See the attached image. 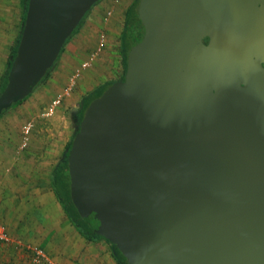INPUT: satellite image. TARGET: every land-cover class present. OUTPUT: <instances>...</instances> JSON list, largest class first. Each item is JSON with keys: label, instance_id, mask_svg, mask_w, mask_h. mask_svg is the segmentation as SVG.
<instances>
[{"label": "water", "instance_id": "obj_1", "mask_svg": "<svg viewBox=\"0 0 264 264\" xmlns=\"http://www.w3.org/2000/svg\"><path fill=\"white\" fill-rule=\"evenodd\" d=\"M99 0H29L0 115ZM125 78L88 107L70 196L129 264H264V0H140Z\"/></svg>", "mask_w": 264, "mask_h": 264}, {"label": "rangeland", "instance_id": "obj_2", "mask_svg": "<svg viewBox=\"0 0 264 264\" xmlns=\"http://www.w3.org/2000/svg\"><path fill=\"white\" fill-rule=\"evenodd\" d=\"M134 1L96 3L33 94L0 117V219L10 238L0 245V264H117L107 241L85 239L70 222L50 174L78 128L75 112L83 97L125 71L120 36ZM21 11L22 0H0V77L20 32ZM60 224L66 235H56ZM72 246L79 253L62 257ZM39 250L46 259L36 262Z\"/></svg>", "mask_w": 264, "mask_h": 264}, {"label": "trees", "instance_id": "obj_3", "mask_svg": "<svg viewBox=\"0 0 264 264\" xmlns=\"http://www.w3.org/2000/svg\"><path fill=\"white\" fill-rule=\"evenodd\" d=\"M139 2H140V0H135L134 2H132L129 5V7L126 11V15H125L124 27H123V30H122V33L120 36L121 51H122L123 59L125 62V71H124L120 80H123L125 78L128 54H129L130 49L134 45H136L139 41H141V39L143 38L144 33H145L144 24H143L141 18L139 17V14H138ZM28 6H29V0H22V11H21V15H20V19H21V21H20V25H21L20 26V32H19L17 40L15 41L13 46H11L10 55L8 56V58L6 60L4 71L0 77V94L3 92V90L6 88V86L8 84L9 73H10L11 68L13 66L14 60L17 56L18 48H19L20 41L22 38V33H23L25 23H26ZM88 13L85 15V17L83 18L81 23L78 25V27L75 29L73 34H75L79 30L82 22L87 17ZM73 34H72V36H73ZM68 41L69 40H67V42ZM64 48H65V46L63 47L61 53L63 52ZM61 53H60V55H61ZM60 55H59V57H60ZM59 57H58V59H59ZM50 70H51V68L49 69L47 74L44 76V78L41 80V82L45 79V77L48 75ZM113 82H115V81H110V82H106V83L101 84L98 88L94 89L92 92L85 95L83 97V99L81 100L80 106H78V109L75 112V116H76V119L78 122V128H77L76 132L72 135V138L70 139L69 143L67 144L66 149L63 152V155L60 157V159L58 160V162L56 163V165L53 167V169L51 171L50 185H51V190L53 191L56 199L58 200L59 204L63 207L65 212L67 213V215L70 219V222L76 227L79 234L82 235L85 239L92 241V242H98L100 240L107 241L111 245L112 256H113L114 260L116 261V263L117 264H129L126 256L121 252V250L115 244H113L111 241L107 240L104 236H102L99 233L98 226H99L100 222L97 219L96 215L92 214L89 217H82L80 215L75 204H73V202H72V199L70 196V186H69L70 180H69V174H68V153H69V150L71 148L73 137L79 130V124H80V121L84 115L86 107H88L90 105V103L95 98L101 96L104 93V91ZM28 98H26L25 100H27ZM25 100L19 101L18 103L14 104L6 112H8L12 108L16 107L17 105L21 104ZM4 114L2 113L0 115V117L3 116Z\"/></svg>", "mask_w": 264, "mask_h": 264}, {"label": "crops", "instance_id": "obj_4", "mask_svg": "<svg viewBox=\"0 0 264 264\" xmlns=\"http://www.w3.org/2000/svg\"><path fill=\"white\" fill-rule=\"evenodd\" d=\"M117 7V6H116ZM127 9H128V7H127ZM127 9H126V11H127ZM122 10V9H121ZM126 11H125V15H126ZM118 11H117V9H116V12L115 13H117ZM123 12V11H122ZM112 14V13H111ZM119 18V17H118ZM107 19H110V20H112L113 18H110V17H108ZM118 20V19H117ZM124 20H125V17H124ZM49 194V193H48ZM1 220V219H0ZM2 221V220H1ZM65 224H67V222L65 221ZM61 225V224H60ZM64 227V225H61V227H60V229L57 231V233H56V235H59V233H60V235H66V229L65 228H63ZM55 230V228L54 229H52L51 231H49L50 233L51 232H53ZM55 233V232H54ZM68 243H69V239L67 240V241H65V247H68ZM71 243V242H70ZM2 247V246H1ZM79 247L78 246H72V247H70V249L68 250V252H67V250H64L62 253H61V256L62 257H64V258H66V259H68L67 257H66V255L68 254V256H71V255H76V254H78L79 253ZM111 256V255H110ZM74 260L73 261H75V258L74 257H72ZM110 260V259H109ZM110 262V261H109ZM73 263V262H72ZM69 264H71V263H69Z\"/></svg>", "mask_w": 264, "mask_h": 264}, {"label": "built area", "instance_id": "obj_5", "mask_svg": "<svg viewBox=\"0 0 264 264\" xmlns=\"http://www.w3.org/2000/svg\"><path fill=\"white\" fill-rule=\"evenodd\" d=\"M74 82H72V86ZM68 90H71V87L68 88ZM10 241L8 229L6 227V224L0 220V245L1 244H7ZM36 262H40V260L46 259L45 253L43 251L39 250L36 252Z\"/></svg>", "mask_w": 264, "mask_h": 264}, {"label": "flooded vegetation", "instance_id": "obj_6", "mask_svg": "<svg viewBox=\"0 0 264 264\" xmlns=\"http://www.w3.org/2000/svg\"><path fill=\"white\" fill-rule=\"evenodd\" d=\"M101 85V84H100ZM100 85H98V86H100Z\"/></svg>", "mask_w": 264, "mask_h": 264}]
</instances>
